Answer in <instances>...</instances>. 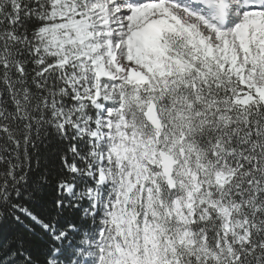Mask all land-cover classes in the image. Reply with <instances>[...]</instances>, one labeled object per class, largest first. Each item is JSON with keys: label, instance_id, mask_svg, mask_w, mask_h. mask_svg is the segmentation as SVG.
<instances>
[{"label": "snow or ice", "instance_id": "snow-or-ice-1", "mask_svg": "<svg viewBox=\"0 0 264 264\" xmlns=\"http://www.w3.org/2000/svg\"><path fill=\"white\" fill-rule=\"evenodd\" d=\"M0 264H264V0H0Z\"/></svg>", "mask_w": 264, "mask_h": 264}]
</instances>
